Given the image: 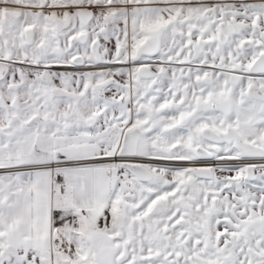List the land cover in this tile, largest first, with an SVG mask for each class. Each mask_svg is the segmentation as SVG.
Masks as SVG:
<instances>
[{
	"label": "snow or ice",
	"instance_id": "1",
	"mask_svg": "<svg viewBox=\"0 0 264 264\" xmlns=\"http://www.w3.org/2000/svg\"><path fill=\"white\" fill-rule=\"evenodd\" d=\"M0 264H264V0H0Z\"/></svg>",
	"mask_w": 264,
	"mask_h": 264
}]
</instances>
